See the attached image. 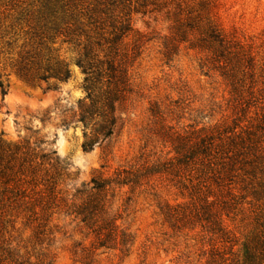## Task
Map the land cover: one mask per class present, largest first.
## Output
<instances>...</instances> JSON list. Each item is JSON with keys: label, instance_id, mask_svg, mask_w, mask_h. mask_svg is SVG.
<instances>
[{"label": "trees", "instance_id": "trees-1", "mask_svg": "<svg viewBox=\"0 0 264 264\" xmlns=\"http://www.w3.org/2000/svg\"><path fill=\"white\" fill-rule=\"evenodd\" d=\"M24 1L0 0V6L13 9ZM218 5L217 0H29V10L22 11L30 16L31 39L37 42L14 65L15 74L27 82H66L69 69L49 45L60 40L71 46L85 76L88 103L78 106L76 121L83 127L100 123L103 138L112 134L117 108L130 93L123 43L132 34L144 37L135 28L137 19L165 26L158 40L166 64L181 50L197 52L200 75L219 79L226 92L222 112L228 116L211 126L167 129L161 137L170 143V158L97 176L71 194L63 186L70 166L45 148L47 141L0 140V264H54L51 244L65 228L60 217L74 224L70 236L83 235L70 251L79 264H96L100 250L127 256L134 237L119 224L124 206L113 199L163 176L188 203L165 202L160 215L177 233L198 230L199 244L208 247L198 264H264V38L257 46L226 31ZM5 94L0 76L1 99ZM92 146L85 143L82 150ZM244 202L252 205L253 227L236 238L223 217L236 216Z\"/></svg>", "mask_w": 264, "mask_h": 264}, {"label": "rangeland", "instance_id": "rangeland-1", "mask_svg": "<svg viewBox=\"0 0 264 264\" xmlns=\"http://www.w3.org/2000/svg\"><path fill=\"white\" fill-rule=\"evenodd\" d=\"M217 2L224 29L235 31L259 46L264 38V0ZM24 3L13 9L5 4L0 6V76L6 90L3 99L0 96V140L5 144L47 141L50 145L45 148L54 149L59 160L70 166L71 177L63 185L67 194L97 176L108 178L122 168L170 158V143L161 137L167 129L211 126L228 116L222 112L226 92L219 79L200 75L197 52L181 50L166 64L158 40V36L166 34L165 26L137 19L135 28L144 37L139 39L132 34L123 43L130 93L117 108L112 134L103 138L100 123L83 127L76 121L78 106L88 103L85 76L75 65L76 54L71 46L62 45L60 40L49 45L54 50L52 56H58L69 69L70 77L66 82L53 79L27 82L15 74L14 65L37 42L31 39L32 25L27 21L30 16L22 11L29 10V0ZM49 85H54L55 89H48ZM155 107L158 115L153 111ZM85 143L93 144L91 150H82ZM172 184L165 176L154 177L146 187L132 193L124 189L113 199L117 205L124 206L120 208L123 214L119 224L133 235L134 243L127 256L117 251H98L103 254L96 264H198L199 258L208 254L207 245L199 244L197 229L177 233L160 215L159 206L165 202L170 206L180 204V207L188 203L180 199ZM251 206L244 202L240 211L234 212L236 216L223 217L226 230L236 238L253 227ZM69 222V219L59 218V226L65 228L51 244L54 264H79L70 251L83 235L70 236L74 224L68 226ZM29 234L26 233L24 239Z\"/></svg>", "mask_w": 264, "mask_h": 264}]
</instances>
